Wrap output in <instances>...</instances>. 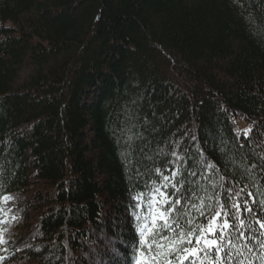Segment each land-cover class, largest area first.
Instances as JSON below:
<instances>
[{
  "label": "trees",
  "instance_id": "obj_1",
  "mask_svg": "<svg viewBox=\"0 0 264 264\" xmlns=\"http://www.w3.org/2000/svg\"><path fill=\"white\" fill-rule=\"evenodd\" d=\"M158 187L261 264L264 0H0V264H165Z\"/></svg>",
  "mask_w": 264,
  "mask_h": 264
},
{
  "label": "snow or ice",
  "instance_id": "obj_2",
  "mask_svg": "<svg viewBox=\"0 0 264 264\" xmlns=\"http://www.w3.org/2000/svg\"><path fill=\"white\" fill-rule=\"evenodd\" d=\"M174 176L175 174H173V178ZM168 179L167 177L165 178L166 184ZM156 191L163 198L161 201H155L161 205V208H157L148 218L152 222V229H149L147 223L144 224L143 228L148 230L147 236L150 237H155L161 230L164 232H168L169 230L177 232L178 239H174L165 251L156 252L158 257H163L165 264H185V262H190V264H231L233 260L231 250L233 248L237 254V264H245V260L241 259L243 257L241 247H237L233 241L234 239L251 240V236L245 237L244 230L246 224L241 220L242 213L251 214L253 212V209L247 203L231 202L229 204V209L232 210V218L241 221L236 225L229 223V216L225 208L221 206L220 210L214 214L205 227L201 228L199 225H196L191 232L185 233L178 230V225L177 227H173L176 221L172 217L180 205V201L176 200L175 205H173V200L165 196L163 192H160L159 187L156 188ZM176 191H179V188ZM248 195L251 197L252 193H248ZM153 199L155 200V198ZM251 202L253 204L257 203L255 199ZM169 205H173L170 210H161L162 208H167ZM261 208H264V202H261ZM209 209H211V205H209ZM221 213H224V215H221ZM218 221H221V223H218ZM158 222L161 227H157ZM193 223V221H190L189 226L191 227ZM255 223L259 225L261 235H264V223L260 220H256ZM235 229H239L240 231L236 232ZM141 235L144 236L143 230L141 231ZM209 237H212V239H209ZM193 239H195L194 244ZM0 243H4L3 239H0ZM142 243L145 246H149L152 242L145 237ZM160 243L162 241H157V247H159ZM182 245L192 246L181 247ZM259 248L264 250V241H259ZM244 250L248 253L252 252V248L246 244L244 245ZM213 253L215 254L214 260L210 258ZM222 253L226 254L222 256ZM169 257H174V259ZM247 259L253 258L249 255ZM258 259L261 261V264H264V254L260 255Z\"/></svg>",
  "mask_w": 264,
  "mask_h": 264
},
{
  "label": "rangeland",
  "instance_id": "obj_3",
  "mask_svg": "<svg viewBox=\"0 0 264 264\" xmlns=\"http://www.w3.org/2000/svg\"><path fill=\"white\" fill-rule=\"evenodd\" d=\"M237 125H238V130L239 131L240 130H244V131L245 130H247V131L249 130V124L241 117L237 119Z\"/></svg>",
  "mask_w": 264,
  "mask_h": 264
}]
</instances>
